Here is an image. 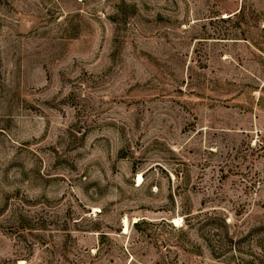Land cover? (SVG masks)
<instances>
[{"label":"rangeland","instance_id":"rangeland-1","mask_svg":"<svg viewBox=\"0 0 264 264\" xmlns=\"http://www.w3.org/2000/svg\"><path fill=\"white\" fill-rule=\"evenodd\" d=\"M263 222L264 0H0V264H264Z\"/></svg>","mask_w":264,"mask_h":264},{"label":"trees","instance_id":"trees-1","mask_svg":"<svg viewBox=\"0 0 264 264\" xmlns=\"http://www.w3.org/2000/svg\"><path fill=\"white\" fill-rule=\"evenodd\" d=\"M207 221H210L211 222L210 224L215 223V222L219 223L218 227L220 229L222 227L223 228H227L228 227V224L226 223V219L224 217H220V216L218 217V216L214 215V216L208 217ZM217 223H216V225H217ZM216 231H218V229ZM255 233L258 234L259 242H257V244H258L259 249H264V222L261 225H259L258 227H256ZM227 234H226V238H228ZM228 239H229V242H232V239H230V238H228Z\"/></svg>","mask_w":264,"mask_h":264}]
</instances>
